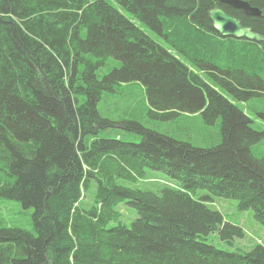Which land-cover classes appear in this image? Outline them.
Returning <instances> with one entry per match:
<instances>
[{
	"label": "trees",
	"instance_id": "16d2710c",
	"mask_svg": "<svg viewBox=\"0 0 264 264\" xmlns=\"http://www.w3.org/2000/svg\"><path fill=\"white\" fill-rule=\"evenodd\" d=\"M244 1L261 16L217 0H0V198L33 209L35 230L0 222V264H264V243L247 253L207 243L243 236L206 204L213 197L237 200L264 224V158L251 152L263 135L235 103L264 95V42L222 37L208 17L219 7L264 35V0ZM109 59L118 67L99 78ZM132 82L152 118H221V143L200 148L102 118L103 94ZM116 124L141 141L99 138ZM149 171L180 187L121 184ZM197 190L208 194L195 199ZM122 203L138 213L129 227Z\"/></svg>",
	"mask_w": 264,
	"mask_h": 264
},
{
	"label": "rangeland",
	"instance_id": "374dc122",
	"mask_svg": "<svg viewBox=\"0 0 264 264\" xmlns=\"http://www.w3.org/2000/svg\"><path fill=\"white\" fill-rule=\"evenodd\" d=\"M125 15L130 18L144 33L153 38L156 42L165 45L162 38L152 32L144 23L134 19L129 13ZM119 62L109 59L98 71L101 78L108 73L111 68L118 67ZM219 92L229 100L231 97L222 89ZM236 105L251 119V127L261 132L263 138L260 142L251 147L252 155L257 159L264 158V95L254 97L246 102H235ZM100 116L115 122L123 120H136L145 128L168 135L176 140L189 143L200 148H210L221 143V118L214 124H207L201 113L182 114L170 118H152L149 115L150 107L147 103L146 91L139 82L121 84L115 93L103 94L97 105ZM99 138H121L127 142L139 143L141 136L128 132L120 124L114 127L101 130ZM124 186L158 192L161 188L172 186L179 188L180 184L176 180L168 178L158 171H149L144 179L136 183H121ZM208 193L205 190H197L193 198L202 199ZM214 210H218L226 222L239 226L243 231L242 237H237L230 242L223 241L219 235L214 233L207 237V243L214 245L220 250L229 252L247 253L256 246L264 243V224L259 223L253 216V211L239 210L238 201L230 198L213 197L212 201H205ZM93 204L92 193L83 194L81 205L88 208ZM120 221L130 226L138 218L136 210L122 203L118 207ZM33 209L24 208L20 202L0 198V222L5 227L18 228L35 234ZM117 225L112 222L110 226Z\"/></svg>",
	"mask_w": 264,
	"mask_h": 264
},
{
	"label": "water",
	"instance_id": "95a60500",
	"mask_svg": "<svg viewBox=\"0 0 264 264\" xmlns=\"http://www.w3.org/2000/svg\"><path fill=\"white\" fill-rule=\"evenodd\" d=\"M217 2L218 4L239 9L248 16L259 17L262 14L258 8L252 7L244 0H217ZM208 17L212 22L213 29L222 37L245 39L257 43L264 42V35L253 32L251 28L243 26L237 18L228 15L219 7L211 9L208 12Z\"/></svg>",
	"mask_w": 264,
	"mask_h": 264
}]
</instances>
